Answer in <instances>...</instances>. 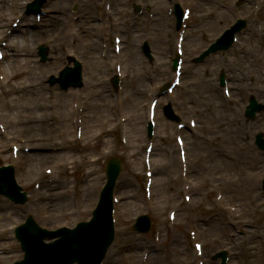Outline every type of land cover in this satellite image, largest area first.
I'll list each match as a JSON object with an SVG mask.
<instances>
[{
    "label": "rangeland",
    "instance_id": "rangeland-1",
    "mask_svg": "<svg viewBox=\"0 0 264 264\" xmlns=\"http://www.w3.org/2000/svg\"><path fill=\"white\" fill-rule=\"evenodd\" d=\"M194 1L196 2V5L198 4V16H200L201 13H208V15L211 16L210 19L208 18V23L213 24L209 25L206 23L209 26L203 25L201 27L199 18L195 17L191 25V35L187 41L188 45L186 54L190 60L193 56L195 57L197 53L201 52L209 41V38H207L204 33L205 31H210L212 35H217L222 25L228 24L240 16L246 17L247 10L253 2H248V0H245L244 2H239L240 0H219L220 4L223 2L222 4L225 8L230 6L232 9L230 11V18L223 20L219 19L220 11H228L225 8L222 9L223 7L221 4L219 5L220 8L218 12V0ZM23 2L24 1L19 2V5ZM68 6L69 5L66 6L67 10L64 11L66 14L69 8ZM56 8L58 9V12L61 11L59 6ZM238 11H240L239 13L241 15L237 14ZM16 15L19 14H14L12 17ZM248 23L249 30H246L248 33L244 36V40L242 35V38L240 39L241 44L235 47L238 49L231 51L230 55L225 53L224 55L221 54L216 56V62L218 61L216 64H200L197 69L191 73L195 74V72L200 69L202 74L201 77L204 81V85L201 87L200 85H194L190 93L191 97L187 98V100L190 102V112L198 115L200 118L202 125L201 131L203 132L204 137L199 142L204 141L206 143L202 150L203 152H208V154H211V151L213 150L212 148H221L229 153L236 152L237 150L242 157H248L255 149V144L253 146L249 142H246L253 136L255 130L254 126L264 132V120H261V118L264 119V113L260 115L262 117L256 122V124H253L254 126L247 125L250 123H247L246 119L241 120L243 112L242 114L241 112H234V114H232L229 110H226V104L232 106L234 101H227L221 91L218 90L220 89L218 82L220 64L226 59H228V62H226L224 70L227 71V77L230 80L233 89L236 91V98L238 100L240 99L243 103L246 101L248 95L258 88L257 84L264 81V47L262 45V37H264V12L257 14L252 18L248 17ZM38 37L39 35L37 34L32 41V45ZM201 39L204 40L202 41ZM193 40H196L197 48L194 49V51L190 50V45ZM71 41L72 38H70L69 43H71ZM255 47H258L259 49L258 54L261 56L260 60L259 58L258 60H255V57L252 54V50ZM50 50H54V48L52 47ZM97 57L99 58L98 53ZM252 59L253 63L251 62ZM85 61V63L89 62L86 59ZM163 62L164 60L159 61V59L156 61V73H161L162 71H164V73L167 72V68L163 67L161 64ZM62 63V60H54L53 63H49L47 74H50V72L52 73V71H54L52 69H56ZM7 67L5 66V69L10 76H12V72H15V69L18 68L17 66H13L11 69H7ZM21 67H27V65H22ZM100 68L104 69L103 65H101ZM153 70L151 71V74H153ZM98 71L101 70L98 69ZM148 74L149 73L143 74L146 82L149 80ZM191 74L189 73L187 77L189 78ZM131 77L132 75H128L126 78L125 88H131ZM192 77L193 76L190 78ZM17 79L12 78L11 83L4 85L2 88L0 87V94L2 95L0 97V122L4 123V125L8 124L11 127L10 132H15L14 128L16 125L14 120L16 118L25 119L27 117L28 119H39V117L52 116L50 113L52 107H59V110L67 108V112L64 111L63 116L65 122L62 127L67 130V135L68 131H70L69 123L72 121L73 116L71 111L73 105V102L71 101L73 98L71 94L69 93L67 95V93H60L57 96L52 95L48 93L47 85H45V94L40 97L41 100L38 102L33 99L36 98V94L26 96L23 93L24 95L21 94V97H13L14 94L10 91L18 87ZM154 79L155 80L152 81L149 87L155 85L157 82V75ZM192 79L196 81L195 78ZM24 80L29 82L32 80L35 85L39 83L43 84L40 76H38V72L35 71L32 77H26ZM85 81V86L81 91L74 90L73 92V97L76 96L74 99H77L78 95L82 97L84 116L83 134L85 136L82 141V154H54L51 158L47 157L42 160L40 159L37 168H35L32 160V158L35 159L37 156H29V165L27 168L28 178L27 180H25V178L21 180L23 186H25L30 192L29 203L25 206L26 208H18L17 206L13 207L9 201H5L4 203L0 202V205H2L0 207V214L4 215V218L0 220V250L8 252L6 254L7 256H0L3 257V259L0 260V264L10 263L20 256V254H18V243L14 239L12 230L14 224L21 221L25 216V210L32 211L40 222L48 226L59 223H69V221L73 222L74 219L86 216L83 211L76 212L75 208L84 209V206H87L88 200H95L96 194L99 192L106 178L105 174H103V170L109 153L120 156L124 160V173L122 175V183L118 193H120L119 197H122H120L122 200L120 206L123 214H125L124 226L126 227V234L122 233V236L119 237L118 240L121 243L113 251V256L107 264H136V261L139 260V254L142 248L143 250L148 249L146 252L150 253L148 264H197V262H195V252L192 242L189 238V231L194 227L191 223L188 224V222L191 221L193 216H199L202 218L207 213L216 214L215 218H213L210 223H204V220H201L202 227L204 224L208 226L205 228L203 234H201V237H199V240L208 250L207 264H219V261L214 260L213 256L222 248H226L230 252L232 264H247V262L252 259L253 264H263L259 257H250L253 255L251 254V251L255 252V246L260 244V241H256V239L258 238L260 240L262 238L261 220H264V195L260 189L262 196H259V187L261 186L260 179L258 180V186L254 192H248L247 194H240L239 192L236 194V201L238 204H242L243 207H247V209H254V213L250 214L249 210L246 214V219L249 220V223H252V226L249 228L253 230V236H256L255 242L248 246L252 238L249 233L245 234V238L239 237V239L235 241L229 239L234 230L232 228H225V224L227 225L229 222L226 216V211L222 210L218 204H216L217 202L214 200L215 192L209 187L207 172L201 166L202 157L197 158L196 155L190 157L191 168L195 170L192 178L198 185V189L192 192L198 199H200V202H195L193 206H189L184 202L183 187L186 183L183 182L180 175L181 169L178 159L175 158L172 160V156L169 152L172 145L173 147L176 146L174 143V124L168 122L169 124L167 123L168 126L166 128V125H164L166 121L161 118V126L157 133V149L156 154L154 155V162L155 165L158 166V170L156 172L152 200H146L143 192V148L146 143L143 130L146 129L144 120H147V115H145V111H143V100L146 91H149L150 88L147 87L145 90H142L141 93L137 94L136 99L134 98L131 103L132 109H130L127 103L126 90L124 95H122L123 99H118L115 94L116 91L112 90V85L109 83L107 76H99L97 74L89 75L87 73ZM101 81H103V83H101ZM129 92L132 93L131 90H129ZM182 92L184 91L181 89L178 90L176 98L181 102L185 98V95L182 94ZM205 92V104H199L198 102H200V100L198 96L200 93L204 94ZM37 93L41 94V89L40 91L38 90ZM103 94L107 96V99L98 100L99 95ZM44 95L47 99L44 98ZM95 95L97 96L91 99V97ZM29 97L33 98L28 99ZM67 100L69 101V106H66ZM163 100L165 101V98ZM14 105L30 108L31 110L26 113L23 111L17 113ZM218 105H220V109L218 108ZM62 106L65 107L63 108ZM213 108L214 111H212ZM41 111H44L45 113ZM119 115H124V117L130 115V120L128 122L129 129L127 128L125 130L124 125L121 123L118 124ZM62 122L63 120L60 119L52 130L49 129V127H43L41 124H39L41 129L31 128L29 126L31 132H27L26 134L28 142H32V145H37V142L39 141H35L36 139L42 140L43 143H48L49 145L55 144L57 142L56 134L59 129V123L62 126ZM33 125L38 124L34 123ZM228 125L231 129L230 132L226 129ZM105 127H108V130L112 129L115 135L118 136L122 134L123 129L124 132L130 134L128 139L132 138L131 143L129 145H122L119 139H114L112 136L105 138L107 134ZM213 127L217 133L226 134V140L221 137H217V140L212 139L213 132L210 129ZM113 128H116V130ZM207 140H210V143L207 142ZM7 141V135L0 133L1 147L8 150V153L5 154H2L3 152L0 151V161L2 158H8L10 162H13L9 144L11 142L6 143ZM169 141L172 144H170ZM239 142L241 143L240 145ZM241 145L246 147L245 150L241 148ZM243 151L246 152V155L241 153ZM34 154L38 155V153ZM207 159L210 160L209 156ZM215 161L210 160L209 163L212 164L215 163ZM245 162L247 161H244L243 159L240 160L242 166L245 165ZM89 163L91 165H88ZM53 166H56V181L54 185H52L53 187L46 191L48 195L45 198H42L40 203L35 204L34 201H31L32 178L39 173L42 174L45 167ZM88 166L89 168H86ZM92 169H95L94 172ZM225 171V169H222L220 170V173H225ZM92 174H94L93 177ZM81 179L82 185L79 187V185H76L75 180L80 181ZM228 188L233 192L236 190L232 184H230ZM228 188L226 185V189H224L226 196L231 194L227 191ZM208 189H210L209 194L207 193ZM79 190L85 191L86 193L81 201L77 196ZM32 198L34 197L32 196ZM8 204L11 207H8ZM93 204L88 205L89 210L92 209ZM88 206L86 209H88ZM172 209L178 210L176 225L168 220V212ZM144 212H148L152 215L156 230H160L161 232L160 237L162 236V240L159 244L154 241V232L152 233V231L146 236H143V239L135 237L134 231L131 232L130 226L131 223H134L135 216ZM198 219L199 218H195V222ZM257 225L259 227H256Z\"/></svg>",
    "mask_w": 264,
    "mask_h": 264
},
{
    "label": "bare ground",
    "instance_id": "bare-ground-1",
    "mask_svg": "<svg viewBox=\"0 0 264 264\" xmlns=\"http://www.w3.org/2000/svg\"><path fill=\"white\" fill-rule=\"evenodd\" d=\"M18 1H20V2L24 1V4H25L28 0H10V3L8 5L0 3V16L2 15L1 9H3V8L4 9H9L10 8V9H12V12H14V13H21L20 12L21 10L18 12V10H19V7L17 5ZM72 1L73 0H55L56 3H54L52 5V7L54 8V10H56L57 6H60L61 8L64 9L67 6V4H69V3L71 4ZM157 2H158V8H157L158 14H161V17L163 19L164 18V13H163V9H162V3H164V0H157ZM93 3L94 2L93 1L91 2V0H84V7H83V13L86 10H90V14L87 16L86 19L89 20V24L92 27V29L90 31V36L88 37V41H90V42H88V44L86 45V47L89 50L88 53L91 54L90 57L92 59V64H88V66H87V69H88L87 72L89 73V75H92L95 72L96 68H94V66H93L95 63L101 64L100 61L97 60V58L95 56V53H94L95 52V46H96V40L91 39V36H92V34L94 32V28H95V26L97 24L95 19H93V16L91 14V10L94 7L92 5ZM231 10L232 9L229 7V11L228 12L220 11L219 19H229ZM52 13H55V12H52ZM85 14L87 15L88 12H85L84 15ZM0 20H1L0 22L5 21L4 18H0ZM23 22H25L24 19L21 20V24H24ZM54 27L56 28L55 25H54ZM29 34L24 33L23 30L20 31V32H15L13 34L12 38H11L12 44L10 46L11 47L12 46L16 47L17 52H26L27 51V45L32 41L33 37L36 36L35 33H33L32 31ZM136 48H137V42L134 41V42L131 43V49L133 50V52L130 53V55H129L130 59L133 60L134 65H138L140 62H142L141 59L138 57ZM258 52H259L258 47H255L252 50L253 56L256 57V58H260V55L258 54ZM14 55L7 59V62L5 64L6 66H8L7 69H11L13 66H17V67L19 65L21 66V64L25 62L24 59H19V58L16 57V55L15 56ZM251 62L253 63V60ZM36 72H38V76H40L41 79H43V80L47 79L48 76H47V67L46 66L37 65L36 66ZM132 74L133 75H132L131 81H130L132 93L129 92L130 89L126 88V94H127V100H128L127 103H128V106H129L130 109H132L131 103H132L133 99L134 98L136 99L137 94L141 93L142 89L148 86V84L146 83L143 75L139 72V70L136 71V72H133ZM195 78H196L195 86H199L200 85V87H201L202 85H204L203 84L204 81L201 79V76H200V74L198 72L196 73ZM44 88L45 87H44V84H43L42 87L40 88L41 91H42L41 94L37 93L38 90L40 91V89H37V91H35V90L31 91L32 95L36 94V96H35L36 98L29 97L28 99L33 98L37 102L39 100H41L40 97L43 94H45L44 93ZM44 98L47 99V97H45V95H44ZM198 98L200 99V102H198V103L204 104L205 96H203L201 94L200 97L198 96ZM28 99H26V100H28ZM106 99H107V96L105 94L99 95V97H98V100H106ZM63 101H64V98H63ZM98 103H96V104H98ZM66 106H69V101L68 100H67ZM62 107L64 108L65 106H62ZM29 110H31V109L27 108V110H25V111H29ZM64 111L67 112V108L62 110V116L64 115ZM35 128L38 129L40 127L39 126L38 127L35 126ZM216 128H218V127H216ZM226 129H228V132L231 131L229 125H228V127H226ZM28 130H30V129L28 128ZM211 131L213 132L212 133L213 134V139L216 140L217 137H221L222 139L226 140V134L217 133L214 127L211 128ZM245 148H246L245 146H242L243 150H245ZM243 153H244V155H246L245 151ZM38 154H39V156H41L39 158H42V157L46 158L45 156H50V154L49 155H45V153H38ZM260 154L261 153H255V152L250 154V156H249V158L247 159V162H246V167L242 169L243 173H242L241 179H235V176H236L235 173L236 172L234 173L235 176L232 175V174H229L228 177H226L227 183L235 184L236 185V190H238L241 194L242 193L247 194L248 192H254V190L257 187V183H258V179H259V176H260V173H261V169L263 168V164L261 162H259V160L261 159V156H262ZM229 157L230 158L233 157L235 161H239V158H240V157H235L233 155H229ZM39 158L33 160V161H35L36 166H37L36 162L39 161ZM243 158H244L243 160H245L246 157H243ZM212 167L214 169H221V168H225L226 167L227 170L231 171L232 163L228 162L225 158L224 159L218 158L216 160V162L214 164H212ZM1 206L2 205H0V207ZM236 209H237V212H236L237 214H236L235 217L236 218H238V217L241 218V212L243 211V209L242 208H240V209L236 208ZM3 218H4V215L0 214V220L3 219ZM228 228L229 227H226V229H228ZM201 233H202V231H201ZM259 251H260L259 252V256H260V260H261L262 251L261 250H259Z\"/></svg>",
    "mask_w": 264,
    "mask_h": 264
},
{
    "label": "water",
    "instance_id": "water-1",
    "mask_svg": "<svg viewBox=\"0 0 264 264\" xmlns=\"http://www.w3.org/2000/svg\"><path fill=\"white\" fill-rule=\"evenodd\" d=\"M95 221L96 222L99 221L98 212L96 213V217L94 218L93 222H95ZM87 226H90V225L85 224V225L81 226V228L87 227ZM29 232H33L32 229L30 231L28 230V234H29ZM35 234H31V235L33 237H35ZM40 239H41V236L40 237L37 236V240H40ZM110 241H111V233L104 236L103 240H98L94 244V246L88 250V257H87L86 264H100V261L104 255V252H105L106 248L108 247ZM23 242H24V248L28 252L27 253V260L30 262V257L34 256V254L29 252L28 246H27V241L23 240ZM28 261H26V263H24V264H28ZM32 261H33L32 264H37V263H35L34 259H32ZM47 261H48V264H71L72 263V259L64 260L61 258V248H57L56 251H54L53 256L51 258H48ZM81 264H82V261H81Z\"/></svg>",
    "mask_w": 264,
    "mask_h": 264
}]
</instances>
